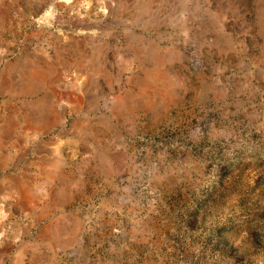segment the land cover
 Masks as SVG:
<instances>
[{
  "label": "rangeland",
  "instance_id": "rangeland-1",
  "mask_svg": "<svg viewBox=\"0 0 264 264\" xmlns=\"http://www.w3.org/2000/svg\"><path fill=\"white\" fill-rule=\"evenodd\" d=\"M0 264H264V0H0Z\"/></svg>",
  "mask_w": 264,
  "mask_h": 264
}]
</instances>
